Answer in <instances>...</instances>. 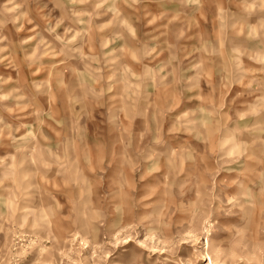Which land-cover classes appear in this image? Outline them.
<instances>
[{
    "label": "rangeland",
    "instance_id": "374dc122",
    "mask_svg": "<svg viewBox=\"0 0 264 264\" xmlns=\"http://www.w3.org/2000/svg\"><path fill=\"white\" fill-rule=\"evenodd\" d=\"M0 264H264V0H0Z\"/></svg>",
    "mask_w": 264,
    "mask_h": 264
}]
</instances>
